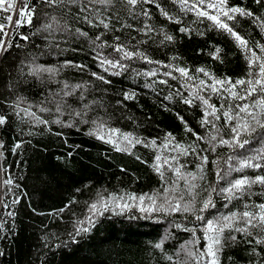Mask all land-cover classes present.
Returning a JSON list of instances; mask_svg holds the SVG:
<instances>
[{
  "label": "snow or ice",
  "instance_id": "6c2138e0",
  "mask_svg": "<svg viewBox=\"0 0 264 264\" xmlns=\"http://www.w3.org/2000/svg\"><path fill=\"white\" fill-rule=\"evenodd\" d=\"M252 2L255 10L243 4L232 3L231 0H171L172 5L179 8V13H173L159 0H0V55L7 56L12 48L13 41L9 37L19 35L22 40H29L28 34L19 31L25 25L30 26L34 36L43 35L46 41L44 49H38L35 54L29 53L21 60L16 69V83L9 85L10 92H15L19 82H26L29 78L38 83L57 84L55 89H49L47 96L35 105L36 111L32 110L33 105L23 95L17 94L14 100L6 101L19 122L30 125L28 129L21 128V133L32 135V129L39 125H44L50 132V124L62 127H79L85 124L89 125L88 135L111 144L118 152L132 154L136 145L155 150L151 168L159 176L161 188H154L151 194H137L122 189L119 193L110 192L105 196L97 191L96 198L90 203L86 202L83 218L73 213V232L69 233L70 238L73 233L79 236L89 232L94 220L109 210H118L123 214L126 210L136 208L141 214L171 216L173 219L169 221L170 226L188 233V239L182 241L171 254L165 251L164 242L173 236L172 232L166 231L152 245L154 249L160 250L167 264H222L221 255L224 250L240 243L248 246V264H264V43L253 40L247 32L242 34L244 29L252 25L264 36V0ZM146 3H154L162 17L179 25L180 33L191 36L196 31L198 35L204 36L205 31H201L199 27L204 25L206 31L215 30L227 35L245 59V75L235 78L228 75L217 76L203 66L195 69L196 74L202 73L203 76L194 75L188 67L153 61L140 48V45L147 42L145 39L137 40L129 36L122 39L117 33L133 29L153 40L157 37L152 34L158 33L162 37L159 39L160 44L175 41L174 35L163 26L150 23L152 14L143 7ZM188 14H191V19L185 22L182 17ZM129 17L136 21L142 17L143 24H129ZM79 24L87 25L93 30L92 34L78 27ZM193 25L197 27L193 28ZM109 33L112 34L111 43L107 35ZM57 37L69 46L73 40L87 43L95 53L94 62L99 63L102 69V72L91 71L90 75L101 84L111 83L104 74L109 72L120 75L131 69L132 75L136 77L157 75L158 69L141 72L131 68L134 60L171 69L163 73L165 77L173 76V71L179 73V78L183 81L181 88L187 87V96L177 89L164 99L172 101L174 97H179L180 102L189 107L198 104L201 109L199 126L204 132L201 134L195 131L177 113L184 132L190 133L194 139L178 141L173 133L166 132L161 143L157 144L158 137L143 138L134 132L109 126L107 121L111 119L110 115L96 114L89 119V113L104 108L102 100L85 102L86 85L92 81L69 84L56 79L63 68L85 71L88 66L67 59L59 66L37 62L40 55L59 54L68 50L56 43ZM131 40H136L135 45L131 44ZM220 53V46L215 45L210 55L219 60ZM159 82L168 83L166 79ZM145 86L152 87L153 84L147 83ZM118 95L124 100L135 98V92L126 90H121ZM74 96L76 99L73 103L79 104L76 108L69 103ZM213 98L219 100V104L213 103ZM22 103L27 106L21 107ZM121 103V100H116L117 105ZM163 106L167 110V105ZM38 112L54 115L51 120H46ZM65 112L68 120L61 119ZM8 118V114L0 113V126H5ZM128 119L133 118L129 116ZM254 141L259 144L258 148H252ZM23 143V140L14 142L11 151L15 153ZM3 147L4 141L0 140V149ZM221 147L228 149L226 156L215 155ZM209 153L214 155L211 164L215 180L212 182H208L206 178ZM188 157L192 159L189 160ZM4 158L5 153L0 150V159ZM136 159L140 160L141 157L137 155ZM190 163L195 165L194 169L187 167ZM249 169L253 170L251 175L247 174ZM0 173L4 174L0 176V187L6 190L0 194V205L8 208L9 204L4 197L13 192L14 178L7 175L8 169L2 164ZM256 188L259 189L258 192L254 191ZM257 195L262 198L259 202L252 199ZM217 198L228 209L226 212H220L217 208ZM19 199L20 197H16L11 204L15 205ZM75 202L73 198L61 208L51 210L49 215L63 219L61 214ZM16 214L15 211L6 213L10 217H15ZM174 214H179L180 219L177 220ZM0 231H7L2 220ZM51 238L56 237L54 234L51 237L47 234L41 237L44 241ZM228 260L232 264L233 258L228 257Z\"/></svg>",
  "mask_w": 264,
  "mask_h": 264
},
{
  "label": "trees",
  "instance_id": "16d2710c",
  "mask_svg": "<svg viewBox=\"0 0 264 264\" xmlns=\"http://www.w3.org/2000/svg\"><path fill=\"white\" fill-rule=\"evenodd\" d=\"M159 2L173 13H179V8L173 6L171 0ZM231 2L255 10L252 0ZM143 7L152 14L150 23L163 26L167 32L174 35L175 41L160 44L159 39L162 37L158 33L152 34L157 37L153 40L133 29H124L117 34L121 35L122 39L124 36L135 37L137 40L145 39L147 42L140 45V48L153 61H161L164 65L174 63L185 66L189 68L191 74L201 77L202 73H195V69L201 66L217 76L228 75L235 78L245 75L247 70L245 59L227 35L215 30L206 31L204 25H199L200 30L205 31V35L200 36L193 31L191 36H188L178 31L179 25L162 17L154 3H146ZM182 19L187 22L191 19V14L183 16ZM127 22L141 26L143 18L136 21L129 17ZM77 26L92 34L93 30L87 25ZM195 27L197 25H193V28ZM237 30L241 31L239 28ZM19 31L28 34L29 40L24 41L19 35L9 37L13 41V46L7 56L0 55V113L8 114L9 117L7 124L0 126V140L4 141V147L0 150L5 153V158L0 159V164L8 169L7 175L14 178L13 192L4 197L9 207L4 208L0 205V220L4 221L7 229L0 231V253H3L0 255V264H167L160 250L154 249L152 245L159 241L166 231L172 232L173 236L164 242L165 251L171 254L182 241L188 239V233L170 226L169 221L173 219L171 216L160 217L158 213L141 214L136 208L126 210L123 214L118 210L116 212L109 210L94 220L89 232L79 236L73 233V237H69V233L73 232V213L83 218L86 202L94 200L97 191L105 196L110 192L119 193L122 189L137 194H151L154 188H161L160 178L151 168L155 150L136 145L132 154L118 152L111 144L97 139L94 135H88L89 125L85 124L79 127L50 124V132L44 125H39L32 129L34 133L32 135H28L27 132L21 133V128L28 129L30 125L21 124L12 114L6 101L14 100L17 94L23 95L33 105L32 110L36 111L35 105L47 96L49 89H55L57 84L38 83L29 78L26 82H19L15 92H10L9 85L16 83V69L21 60L29 53L35 54L38 49H44L46 43L43 35L34 36L28 25ZM245 32L253 40L264 43V36L256 26H248L242 34ZM107 35L111 43L112 34ZM56 43H60L62 49L68 50H63L59 54L40 55L37 62L59 66L67 59L88 66L85 71L63 68L56 79L67 81L69 84L92 81L86 85L85 102L102 100L104 108L89 113V119L96 114L110 115L111 119L107 121L109 126L134 132L143 138L158 137L157 144L161 143L166 132L173 133L178 141L194 139L190 133L184 132L177 113L182 115L195 131L201 134L204 132L199 126L201 109L198 104L189 107L180 102L179 97H174L172 101L164 99L169 93L174 94L177 89L187 96V87L181 88L183 81L179 78V73L173 71V76L165 77L163 73L171 69L143 60H134L131 62V68L141 72L158 69L157 75L136 77L132 75L131 69L120 75L109 72L104 74L111 83L101 84L90 75L91 71L102 72V69L99 63L94 62L95 53L87 43L73 40L69 46L67 42L59 40V37ZM135 43L136 40H131L132 45ZM215 45L221 48L219 60L213 59L210 55ZM164 79L168 81L167 84L159 82ZM147 83H152L153 86L146 87ZM121 90L135 92V98L124 100L118 95ZM75 99L74 96L69 100L74 108L79 107L78 103H73ZM117 99L122 101L120 105L116 104ZM212 102L219 104V100L215 98ZM163 105H167V110ZM25 106L27 104H21V107ZM37 114L46 120H51L54 115L47 112ZM129 116L133 119H128ZM68 118L67 112L61 117L62 120ZM18 140H23L24 143L13 153L12 145ZM258 147L259 144L254 141L252 148ZM227 154L228 149L221 147L217 149L215 155ZM137 155L141 157L140 160L136 159ZM213 158L214 155L209 153L206 177L208 182L215 180L211 164ZM188 159L191 160L192 157ZM187 167L194 169L195 165L190 163ZM252 172L253 170H247L249 175ZM0 176L4 174L0 173ZM4 191L6 190L0 187V194ZM254 191L258 192L259 189L256 188ZM16 197L20 199L12 205L11 201ZM73 198L76 202L69 205L61 214L63 219L49 215L51 210L61 208ZM252 199L259 202L262 198L257 195ZM216 203L220 212L228 210L222 206L220 198L216 199ZM9 211H15L16 216H7L6 213ZM174 215L177 220L180 219L179 214ZM46 234L50 237L54 234L56 238L44 241L41 237ZM247 247L240 243L226 248L221 255L222 264H230L228 257L233 258L232 264H248L250 257L246 253Z\"/></svg>",
  "mask_w": 264,
  "mask_h": 264
}]
</instances>
